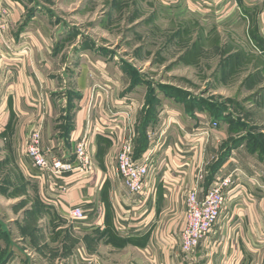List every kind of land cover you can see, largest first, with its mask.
Here are the masks:
<instances>
[{"label": "crops", "instance_id": "obj_1", "mask_svg": "<svg viewBox=\"0 0 264 264\" xmlns=\"http://www.w3.org/2000/svg\"><path fill=\"white\" fill-rule=\"evenodd\" d=\"M174 1L168 8L178 9L189 2L192 6L189 11L195 8L200 13V22L212 21L206 17L213 15L217 26L242 23L251 27L246 33L248 40H264V0ZM0 3L11 6L6 36L14 43L7 55L15 58L9 63L12 67L0 69V152L9 157L12 154L13 163L9 166L16 169L24 187L21 194L12 192L11 187L2 194L3 175L0 176V219L8 225H17L24 235V244L28 240L31 248L40 250L43 264H52L54 254H47L45 250L57 244L63 246L60 251L66 257L58 256L57 264L61 261L81 264L79 260L86 256L79 241L69 247L49 239L37 242V236L47 232L44 225H32L39 216V222L47 217L56 226L51 235L76 232L94 239L114 235L121 240H136L131 242L133 245L125 246L123 253L134 257L121 258L118 264H264V155L241 144L216 167L210 168L212 152L207 149H217L224 133L213 128L208 138L192 137L194 131L200 133L211 128L215 121H206L201 115L189 116L178 105L165 102L145 130L146 149L137 158L141 159L148 149L156 146L154 168L148 179L149 201L129 197L117 169V157L118 150L128 141L133 143L134 150L138 148L134 138L140 134L136 123L140 122L138 110L141 111L142 104L126 92L117 95L111 91L109 99L100 100L89 114L87 97L92 95L94 86L85 79L87 74L79 72L77 81L67 86L60 82L61 71L54 73L56 77L51 74L54 69L49 59L57 54L53 45L51 51L48 47L52 35L40 8L32 14L29 10L33 5L22 0H0ZM126 86L116 90L123 92ZM67 91L72 95L71 100L66 97ZM123 101H129V119L125 121H121L125 110L118 105ZM107 107L117 114L110 115L111 119L105 123L100 119L105 113L109 118ZM116 116L120 119H112ZM172 118L177 119L181 128ZM168 121V128L162 126ZM36 128H40L41 146L50 161L73 162L77 139L88 135L92 144L91 174L83 177L70 172L40 177L24 154L26 139ZM101 129L107 133H101ZM204 151L206 174L200 184L203 192L212 182L234 172L235 183L230 190L236 196L226 203L218 222L195 253L184 256L179 245H175L184 223L186 193L195 181ZM4 164L1 160L0 169ZM73 205H80L87 215L86 221L79 225L65 218L67 208ZM60 219L67 220L68 224ZM55 223L64 226L58 227ZM8 232L13 231L9 228ZM102 249L103 258L93 261L88 257L86 264H116L111 258L114 249L106 244L98 250ZM32 256L26 252L25 259H33ZM17 261L13 252L7 264L22 262Z\"/></svg>", "mask_w": 264, "mask_h": 264}, {"label": "rangeland", "instance_id": "obj_2", "mask_svg": "<svg viewBox=\"0 0 264 264\" xmlns=\"http://www.w3.org/2000/svg\"><path fill=\"white\" fill-rule=\"evenodd\" d=\"M22 1L33 5L29 13L34 14L35 9L40 8L47 19L45 24L49 25L52 35L48 47L51 51L53 45L57 54L49 59L54 69L50 72L52 76L56 77L54 73L61 71L63 76H59V81L67 86L77 81L79 72L86 73L87 82L95 86L92 95L87 97V106L89 101L94 105L109 99L111 91L117 95L126 92L142 104L141 111L138 110L140 122L136 123L140 134L134 138L139 148L147 143L145 130L166 102L178 105L189 116L201 115L206 121H215L224 133L217 149H207L212 152L210 168L216 167L241 144L263 157L264 55L255 42L248 40L246 33L251 27L232 22L217 26L213 15L206 17L212 21L202 23L195 8L189 11L192 9L189 2L180 9L168 8L174 0ZM14 59L5 55L0 60V69L12 67L9 63ZM125 84L123 92L116 90ZM66 94L71 100L69 91ZM111 111L109 117L117 114ZM11 155L0 152V161L6 164L0 169L2 194L7 193L9 187L15 194H21L24 192L21 179L16 169L9 166L13 163ZM206 156L204 151L200 161L204 162V167ZM60 220L68 224L67 220ZM39 221L40 216L32 225H44L47 232L38 235L37 242L49 239V242L60 241L69 247L79 241L86 256L79 260L81 264H86L89 258L93 261L103 258L104 249H98L104 244L114 249L113 263L134 257L123 253L125 246L133 245L131 242L136 240H121L114 235L94 239L76 232L51 235L56 226L47 217ZM28 222L31 224L30 220ZM16 226L0 219V264H7L13 252L18 257L17 263L43 264L40 250L31 248L28 240L29 245L24 244V235ZM9 228L13 232L9 233ZM62 247L57 244L45 250L47 254H54L52 264H57L58 256L66 258L60 251ZM26 252L32 254L33 259H25ZM61 264L64 263L61 261Z\"/></svg>", "mask_w": 264, "mask_h": 264}, {"label": "built area", "instance_id": "obj_3", "mask_svg": "<svg viewBox=\"0 0 264 264\" xmlns=\"http://www.w3.org/2000/svg\"><path fill=\"white\" fill-rule=\"evenodd\" d=\"M10 13L11 6L0 3V60L4 57V54H9L14 43L13 40L6 36L8 31L7 19ZM94 89L95 86L93 90ZM91 98L92 97H90V100ZM128 102L123 101L121 104H118L125 110L121 116V121L129 119ZM94 105H92L91 101H89L87 106L89 114L93 111ZM106 110L110 114L112 113L111 108L107 107ZM106 114L107 113L103 114L100 119L105 123L109 122L111 119V117L108 118ZM112 116H114V114H112ZM171 120L175 125L180 127L176 118H172ZM169 124L170 121L165 122L162 126L168 128ZM210 127L211 128L201 130L200 133L194 131L192 133V137L200 136L208 138L211 129L217 128V123L213 122ZM97 128V130L100 131V128ZM101 130V133L106 132L103 129ZM163 133L164 132H162L161 136ZM109 135L111 136V133H109ZM159 142L160 140L157 139L156 143L158 144ZM91 147L92 144L88 139V135H83L77 139L73 162H61L60 160L50 161L41 146L40 128H36L26 139L24 154L31 161L33 167L38 171L40 177L44 175L56 176L62 173L70 172H77L83 177H88L92 172ZM155 147L156 146L148 149L141 159L134 158V149L131 141H128L121 148L117 157V169L129 197H143V199H146L147 202L149 201L150 192L148 190V179L151 175L152 169L154 168L153 155H155L156 152ZM204 168V162L200 163L195 176V181L187 191L185 197L184 223L177 238V245H175H179L180 251L184 256H189L195 253L202 240L208 235V233H210L218 222L226 203L229 200L234 199L236 196L233 194V190H230L232 185L235 183L234 172L220 180L212 182L203 192L200 184L204 181V176L206 174ZM166 183L171 184L169 181H166ZM201 193H203L202 197H200ZM65 218L71 223L79 225L86 221L87 215L80 205H73L67 208Z\"/></svg>", "mask_w": 264, "mask_h": 264}, {"label": "trees", "instance_id": "obj_4", "mask_svg": "<svg viewBox=\"0 0 264 264\" xmlns=\"http://www.w3.org/2000/svg\"><path fill=\"white\" fill-rule=\"evenodd\" d=\"M255 42L257 44V49L264 55V40H260V41H252ZM144 137V135H143ZM146 149V144L142 147H138L137 151L135 150V154H134V158H138L139 156H141V154L144 152V150Z\"/></svg>", "mask_w": 264, "mask_h": 264}]
</instances>
